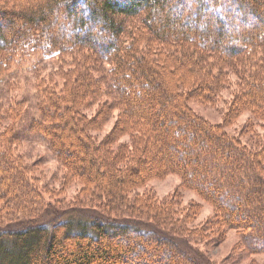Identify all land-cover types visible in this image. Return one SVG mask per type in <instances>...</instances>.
Masks as SVG:
<instances>
[{"label":"trees","instance_id":"1","mask_svg":"<svg viewBox=\"0 0 264 264\" xmlns=\"http://www.w3.org/2000/svg\"><path fill=\"white\" fill-rule=\"evenodd\" d=\"M31 6L16 13L25 23L21 27L13 26L7 34L0 26V77L8 75L19 57L34 52L51 59L70 54L74 63L65 62L59 69L66 70L63 77L70 91L43 82L41 116L27 122L28 129L49 142L82 182V193L96 199L92 205L115 212L116 218L84 214L79 206L56 208L53 219L37 223L50 205L4 132L0 221L23 226L8 229L10 223L0 222V264H203L166 234L132 223L150 216L156 229L174 225L171 210L158 215L157 209L147 207L142 212L146 206L138 203L142 197L136 193L150 178L166 174H178L182 185L214 205L215 216L207 222L212 227L239 231L243 255L264 253V140L254 148L224 127L242 107L254 108L264 121V0H37ZM238 11L241 24L233 13ZM61 16L67 18L66 30L53 31ZM251 17L263 24L250 27ZM5 18L0 12V25ZM226 30L235 33L228 36ZM80 51L85 54L81 61ZM169 65L185 69L188 76L177 78L174 66V73L167 71ZM233 76L243 82L235 104L243 100L248 106L240 104L236 114L229 109L222 125L189 106L193 99L218 100ZM95 105L100 108L97 122L88 113ZM113 109L121 111L123 122L104 138L94 136ZM14 131V126L8 130L10 140ZM125 136L130 141L121 142ZM191 214L183 215L182 228L173 236L189 241L195 234L203 236L188 227ZM118 233L142 240L121 248L98 244ZM68 239L74 242L66 249ZM154 239L169 242L171 251L151 246Z\"/></svg>","mask_w":264,"mask_h":264},{"label":"rangeland","instance_id":"2","mask_svg":"<svg viewBox=\"0 0 264 264\" xmlns=\"http://www.w3.org/2000/svg\"><path fill=\"white\" fill-rule=\"evenodd\" d=\"M25 1L26 0H0V12L3 11L6 16V20L4 19L5 22L3 21L4 24L0 26L7 34L11 32L13 26L21 27L22 24H25L18 15H16L17 12H22L20 7L24 6L23 10L25 11L28 7H32L31 5L34 6L37 2V0L35 2L34 0ZM13 2L16 4L13 5ZM80 7L82 8L81 5ZM208 10L213 11L214 9ZM233 13L236 16V23L241 24L243 20L242 16H240V12L238 14L236 12ZM174 14L182 16V11H175ZM54 16H58L57 13ZM66 22L67 18L61 16L59 27H56V25L55 27L53 26V31L65 29ZM133 22L134 24H138L135 19ZM249 23L250 27L263 24L258 22L255 18L252 19V17ZM100 25L101 24L97 23L98 28ZM92 28L91 26V31ZM35 29L37 28L35 27ZM233 33L235 32L230 30L225 31V34L228 36H231ZM84 52L86 51L84 50ZM75 54L78 55V53ZM82 54L84 53L80 51V56L78 57L79 61L83 59ZM257 55L260 54L257 53ZM65 62L68 64L74 63L70 54H64L63 58L54 57L51 59L49 56H44L40 52H34L28 56L19 57L16 63L14 65L12 64L11 68L7 70L8 75L5 74L0 77V135L4 132L7 134L11 149L26 166L30 178L50 205L48 209L37 218V223H45L53 219L56 216V208L69 209L79 206L82 207V210L86 211L84 214L92 213L103 220L116 218L115 212L111 213L109 209H106L104 212L101 207H94L92 205L93 201L96 199L92 197V194L87 195L82 193V190L85 189L82 182L72 176L69 169L64 166V163L51 149L49 142L35 131H30L28 129L27 122H30L32 118L38 121L41 116L39 108V87L43 82H46L50 88L57 87L58 91L62 89L67 92L69 89L63 77L65 76L64 73L66 70H59L61 67H64ZM87 62L92 63V61ZM171 66L172 65H169V67ZM173 66L176 69L175 73L178 75L177 78L182 79V75L186 74V70H182L179 67L177 68L175 65ZM173 66L167 69L169 73L173 72L171 71V69L174 68ZM186 75L188 76V73ZM202 77H204V74L196 75V78ZM242 83L241 79L237 76H233L231 86L221 92L222 95L218 100L203 102L199 99H193L189 102V106L196 114L206 118L211 123L222 125L224 123L223 121L228 117L227 112L229 109L230 112L236 114L235 111L240 109V104L247 105L243 100L235 104V98H240V96L237 95L240 94V86ZM244 98L243 95L241 99ZM99 109L100 108L95 105L88 111L89 117L95 116V122L99 120V114L97 113ZM105 111L106 109L103 110L102 114H104ZM260 111L262 112V109ZM238 112L239 114L233 116V120L227 122V125L224 124L225 130L233 135H237L244 142L256 148L257 144L259 145L258 141L264 140V121H262L261 114L252 107H242ZM111 113L112 116L110 115V117L104 121L106 122L105 126L98 131H93L94 136L98 135L100 138H104L115 129L117 122H123L119 109H113ZM12 126L15 128L13 132L14 140H10L8 136V130ZM122 141H130V139L128 136H125L122 138L121 142ZM117 146L118 143H115L114 147ZM136 193L142 197L138 203L146 206L142 208L138 205L139 208H142V212H148L149 209L147 207H153L158 210V215H166L167 211L171 210L173 214L169 213V219H171L174 225L168 223L166 226H163L166 230L160 228L156 229L153 226L155 221L153 219L151 220L149 218L150 216L143 217L141 219L143 222L135 221L132 223L146 231L147 229L151 231L155 230L166 234V236L176 241L181 248L187 249L192 256L203 264H264V253L250 255H243L241 253V248L238 245L239 231L237 229H225L219 224L212 227L210 223H207L215 216L214 205L205 200L197 191L182 185V179L178 174H166L164 176L150 178L136 189ZM191 210L194 216L191 214L193 217L188 223V227L198 229V233L202 232L203 236L195 234L192 236V238L195 239L190 241L183 236L180 238H178V236H173V233L175 234V232L182 228L183 215L186 213L190 214ZM107 212L113 215L109 214L111 216L109 217ZM57 214L60 217L63 215L60 211H58ZM1 216L3 215H0V218ZM0 222L1 224L10 223L7 225L8 229H17L23 226L22 224L12 225L15 221L1 220ZM115 231L118 232V229ZM61 232L62 230H60V228L57 229V234L59 233L60 235ZM120 234L121 233H118V236L113 237H103L98 244L107 243V245H111L113 248H121L122 245L126 247V242H128V244L132 243L133 246L134 242L142 240V236L135 233H133V235L137 236L132 237L130 240ZM119 241H121V243H119ZM149 241L151 242V246L160 247L162 252L165 250L171 251L169 248L171 244L167 241L159 242L155 241V239ZM73 242V239H68L63 247L69 249L68 246H73ZM149 249L152 248L149 247ZM116 250L118 251V249ZM178 259H180V256H178V258L176 257L175 261ZM163 262H165V260H163ZM178 262L182 264L181 260H178Z\"/></svg>","mask_w":264,"mask_h":264}]
</instances>
